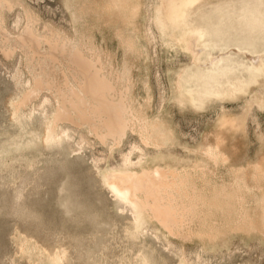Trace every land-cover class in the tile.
I'll list each match as a JSON object with an SVG mask.
<instances>
[{
    "label": "bare ground",
    "instance_id": "1",
    "mask_svg": "<svg viewBox=\"0 0 264 264\" xmlns=\"http://www.w3.org/2000/svg\"><path fill=\"white\" fill-rule=\"evenodd\" d=\"M16 6L24 21L12 29L6 13ZM68 9L71 32L43 23L38 28V15L22 0H0V52L6 59L19 55L28 74L21 98L12 105L15 114L47 92L42 102L54 109L45 125L46 143L66 134L63 123L84 129L81 140L91 134L110 148L134 132L139 141L122 153L121 168L102 170L101 178L133 208L136 226L154 221L171 235L207 238L210 246L231 232L264 236V153L234 165V151L225 148L228 135L245 132L251 104L264 107V96L254 94L241 115L221 111L210 134L191 150L193 158H170L177 136L168 111L147 113L150 98L141 105L132 92V62L126 58L114 65L92 32L95 26L112 28L126 53L134 55L139 54V19L148 42L153 24L167 51L190 54L189 65L173 71L171 99L202 109L212 99L250 92L256 83L264 88V0H156L152 11L141 0H73ZM166 160L179 165H165ZM62 255L46 257L50 264H62Z\"/></svg>",
    "mask_w": 264,
    "mask_h": 264
},
{
    "label": "rangeland",
    "instance_id": "2",
    "mask_svg": "<svg viewBox=\"0 0 264 264\" xmlns=\"http://www.w3.org/2000/svg\"><path fill=\"white\" fill-rule=\"evenodd\" d=\"M22 1L38 15V28L49 24L72 31L68 4L73 0ZM141 1L150 11L156 3ZM18 13L17 6L7 11L9 28L13 29L17 20L24 21ZM142 22L140 18L135 38L139 54H127L124 43L108 26H95L93 41L114 65L120 67L126 58L132 62L135 99L142 105L149 97L146 108L150 116L168 111L171 118L177 142L168 149L169 157L191 159V150L210 134L221 111L241 115L254 94L264 96V88L256 83L250 92L212 99L202 109L179 106L171 99V77L189 65L190 54L167 51L153 24L148 42L141 35ZM23 71L19 55L6 59L0 52V264H50L46 255L60 252L62 264H143V259L147 264H264V236L259 233L231 232L222 241L215 239L217 244L212 247L206 244L207 238L171 235L154 221L136 226L133 208L104 184L101 171L120 169L121 156L139 141L137 135L127 132L110 148L91 134L81 140L79 132L84 129L63 123L66 134L44 142L45 125L54 109L52 103L42 102L47 92L18 114L13 111L12 105L28 82ZM245 124V132L225 139V148L235 152L229 150L231 159L236 156L234 165L254 160L257 152L264 153V107L252 103ZM132 160L137 162L135 154ZM166 164L179 165L172 160Z\"/></svg>",
    "mask_w": 264,
    "mask_h": 264
}]
</instances>
